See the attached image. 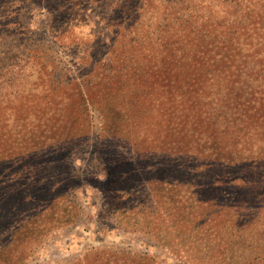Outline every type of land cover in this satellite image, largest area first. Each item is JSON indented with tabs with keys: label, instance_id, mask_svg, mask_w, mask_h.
<instances>
[{
	"label": "trees",
	"instance_id": "1",
	"mask_svg": "<svg viewBox=\"0 0 264 264\" xmlns=\"http://www.w3.org/2000/svg\"><path fill=\"white\" fill-rule=\"evenodd\" d=\"M33 5L44 6L52 22H63L64 31H71L66 27L73 20L72 14H88L94 9L102 12V6H112V0H0V264H22L27 251L46 232L74 224L80 215L76 189L85 182L98 186L100 170L106 173L102 181L104 210L110 208L127 217L143 203L151 206L148 213L159 208L173 231L189 234L192 239L196 236L190 248L192 261L208 258L234 264L223 255L236 243L231 238L241 237L237 233L244 234L238 242L243 248H256L257 241L247 235L254 229L258 236L260 233L258 226H250L263 209V169L233 158L227 163L213 161L212 170L194 163L200 132L191 122L193 107L191 103L183 106V98L173 93L186 84L178 77L188 73L187 63H194V73L200 79L216 75L217 79L202 82L204 85L220 84L221 68L211 63L203 66L201 59L208 52L205 48H210L214 60H223L225 55L218 56V52L227 48L223 50L221 40L213 41L211 33L204 30L191 34L184 28H173L172 33L174 26L165 17L162 29L157 22L153 26L157 29L148 32L149 24L137 14L141 0H124L118 8L124 14L97 20L83 16L82 20L96 26L101 23L108 31V54L90 61L83 74L79 70L73 74L61 64L55 50L50 53L47 48H34L36 44L21 18V12ZM129 31L137 34L132 32L131 36ZM89 34L94 37L93 32ZM71 36V44L77 46L79 35ZM201 38L213 45H197ZM93 40L100 43V34ZM147 42L153 43L148 49ZM120 43L125 45L121 48ZM192 46H196L195 60L187 61L184 54ZM196 84V93L203 95L199 81L190 83L188 90ZM157 88L167 93L155 95ZM93 112L101 118L98 133ZM219 115L213 113L212 119ZM211 122L202 120L199 125L207 128ZM215 147L223 149L226 144ZM78 149L89 153L82 168L72 161ZM207 153L215 158L218 155ZM257 160H264V153ZM183 173L199 182L184 196L179 192ZM226 185L225 189L233 192L229 201L223 198ZM194 188L204 192L205 203H210L207 209L200 210L197 202L191 201L197 191ZM127 219L128 227L151 231L152 222H141L136 214ZM203 231L210 236L207 243L200 242ZM258 245L260 256L244 257L240 264H251L258 258V263L264 264V241ZM64 264L154 262L144 253L105 247L84 252Z\"/></svg>",
	"mask_w": 264,
	"mask_h": 264
},
{
	"label": "rangeland",
	"instance_id": "2",
	"mask_svg": "<svg viewBox=\"0 0 264 264\" xmlns=\"http://www.w3.org/2000/svg\"><path fill=\"white\" fill-rule=\"evenodd\" d=\"M122 3L124 0H112V6L107 8L102 6L100 9L102 12L98 13V9H94L95 11L88 14H72L73 20L66 27L71 31H64L61 27L64 25L63 22H52L48 10L42 5H33L24 9L21 12L24 14L21 17L22 24L36 44L34 48L35 46L40 49L47 48L50 53L55 50L59 61L69 68L70 73L75 74L79 70L83 74L84 66H87L90 61L101 60L99 57L104 58L108 54L106 44L108 31L101 23L96 26L82 20L83 16L97 20L101 16L124 14L118 10V8L121 9ZM141 6L138 9V18L140 17L149 24L148 32H151L153 28L157 29L153 27L157 22H160L159 28L162 29L165 17L166 21L174 26H171L170 30L177 28L183 31L181 28H184L185 31L190 30L191 34L201 33L204 30L207 34L211 33L209 38L213 41L221 40L224 51L227 48L225 52H218V56L225 55L223 60H214V56H210L214 50L210 48H205L208 52L205 58H200L203 66L213 64L218 69L221 68L223 76L218 86L208 87L202 83L217 79L215 74L204 75L200 79L198 74L194 73V63H187L188 73L180 74L178 77L186 83L184 88L173 90L176 97L183 98L180 100L183 106L186 103L192 104L194 115L191 122L200 132L199 148L193 162L202 164L203 167L207 165L206 168L212 170L214 167L210 164L213 161L221 160L227 163L230 158L238 159L237 163L246 162L260 166L263 169L260 171L261 176L264 177V160H257V157L264 153V0H141ZM90 32L94 33V37L89 34ZM132 32L137 34L131 31V36ZM73 34L79 35L77 46L71 44ZM99 34L101 44L93 40ZM25 40L28 39L25 38ZM151 43L147 42V49L150 48ZM119 45L122 48L125 44L120 43ZM197 45L209 47L213 43L207 38H201ZM195 48L196 46L188 47V53L184 54L187 61L195 60ZM134 51L136 47L132 48V56ZM138 60L136 56L135 63ZM197 64L200 63L197 62ZM197 81H199L203 95L196 93L197 84L188 90V85ZM166 93L160 88L154 90L155 95L163 96ZM179 107L181 108L180 103ZM213 113L216 115L220 113V115L212 119ZM208 119L212 122L207 128L199 125V122L203 120L206 123ZM92 120L94 130L98 133L101 126L98 112L92 113ZM202 130H205L204 133ZM218 133H220V138ZM216 144L220 146L226 144V147L218 149L215 147ZM221 150L233 152V155L226 156L221 153ZM207 151L218 155L215 158ZM88 154V150L74 151L72 154L74 165L82 168ZM98 174L100 180L103 181L106 176L105 171L100 170ZM182 175L184 182H181L179 192H182L184 196L189 194L188 191L193 188L192 186L199 182L196 181L195 176L190 177L184 173ZM232 175H235L234 172ZM102 181L98 186L85 182L77 187L76 198L80 205L78 220L74 224L46 232L27 251L22 264H64L81 256L84 252L105 247L144 253L152 258L154 264H220L208 258L201 262L192 261L190 248L196 236L192 239L189 234L173 231L169 227L170 220L167 216L160 215L159 208L154 213H148L151 206L143 203L142 208H136L135 213H129L127 217H123V214L110 208L104 210L105 195ZM227 186H224L226 196L223 198L229 201L233 192L230 189L226 190ZM196 189L191 201L194 199L197 202L196 205L201 208L200 210L207 209L210 203H205L204 192L198 191L199 188L193 190ZM219 199L221 200V195ZM260 203L263 209L250 226L252 229L258 226L259 236L256 229L252 230V235H247L250 240L257 241V246L254 249L243 248L242 243L238 242L242 241L244 234L237 233L242 234L241 237L236 235L231 238L236 243L227 248L223 255L229 256L234 264L243 262L244 257L250 260V256L251 258L260 256L258 241L260 243L264 241V230L262 231L264 228V198L260 200ZM109 207L112 208V205ZM134 214L141 222H152L151 231L144 232L128 227L127 218ZM223 234L227 237V232ZM200 235H203L200 242L207 243L210 236L206 235L205 231ZM258 262L259 258L251 260V264H259Z\"/></svg>",
	"mask_w": 264,
	"mask_h": 264
}]
</instances>
